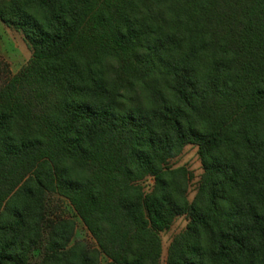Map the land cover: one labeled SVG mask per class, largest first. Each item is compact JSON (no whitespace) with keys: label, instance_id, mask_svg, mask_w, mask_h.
I'll use <instances>...</instances> for the list:
<instances>
[{"label":"trees","instance_id":"obj_1","mask_svg":"<svg viewBox=\"0 0 264 264\" xmlns=\"http://www.w3.org/2000/svg\"><path fill=\"white\" fill-rule=\"evenodd\" d=\"M0 20L31 51L0 87V264H162L178 216L165 264H264V0H0Z\"/></svg>","mask_w":264,"mask_h":264},{"label":"rangeland","instance_id":"obj_2","mask_svg":"<svg viewBox=\"0 0 264 264\" xmlns=\"http://www.w3.org/2000/svg\"><path fill=\"white\" fill-rule=\"evenodd\" d=\"M31 54L30 48L23 39L21 32L7 27L0 20V87L12 77L18 69L27 61ZM172 166H185L189 175L188 198L191 200L196 192L201 174L203 172L197 153V147L187 145L182 152L169 161ZM47 214L51 218H67L75 223L73 241L83 240L90 246H95V241L84 226L81 219L75 213L69 201L57 194H49L47 198ZM187 217L178 216L174 219L168 230L162 232L161 263L165 264L167 247L171 239L185 229ZM40 253H35L33 261L39 260ZM106 261L101 257V264Z\"/></svg>","mask_w":264,"mask_h":264}]
</instances>
